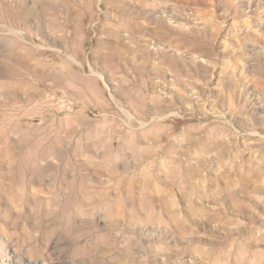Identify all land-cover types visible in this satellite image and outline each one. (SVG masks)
Returning <instances> with one entry per match:
<instances>
[{"label":"rangeland","instance_id":"obj_1","mask_svg":"<svg viewBox=\"0 0 264 264\" xmlns=\"http://www.w3.org/2000/svg\"><path fill=\"white\" fill-rule=\"evenodd\" d=\"M0 264H264V0H0Z\"/></svg>","mask_w":264,"mask_h":264}]
</instances>
